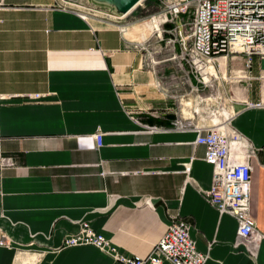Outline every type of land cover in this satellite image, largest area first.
I'll list each match as a JSON object with an SVG mask.
<instances>
[{"label": "crops", "instance_id": "crops-1", "mask_svg": "<svg viewBox=\"0 0 264 264\" xmlns=\"http://www.w3.org/2000/svg\"><path fill=\"white\" fill-rule=\"evenodd\" d=\"M62 5L0 0V156L12 161L0 166V235L9 245L0 247V264H116L92 246L60 247L80 223L118 254L144 257L177 218L190 225L204 264H264V108L235 102L226 122L255 150L249 216L262 239L247 248L234 219L205 201L211 167L204 149L181 130L189 118L161 97L132 40ZM242 63L229 60L225 75ZM261 69L264 61L251 56L250 77ZM225 87L258 100L255 79Z\"/></svg>", "mask_w": 264, "mask_h": 264}, {"label": "built area", "instance_id": "built-area-1", "mask_svg": "<svg viewBox=\"0 0 264 264\" xmlns=\"http://www.w3.org/2000/svg\"><path fill=\"white\" fill-rule=\"evenodd\" d=\"M156 1L162 7L155 15L149 16L147 22L164 24L167 22L166 15L169 16L168 21L175 20L178 34L174 39L167 40V44L171 43L173 46L176 42L178 46V53L174 54L173 59L177 60L179 65L187 64L190 73L198 76L195 77L196 83L202 87L215 86V92L209 97L202 98L195 88L179 94V98L175 97L176 101L179 100L177 103L180 109L189 118L187 124L181 125V130H189L195 134L192 144L203 147L202 160L211 167L210 187L205 194V201L219 215L227 214L234 219L236 239L249 248L250 244L253 245L262 239L249 216L252 171L249 160L255 156V150L238 132L232 131L237 134L235 135L224 127L235 115L232 111V104L235 102L241 103L244 108H264V69H261L255 78L249 75L251 56L264 61V0ZM58 3L63 4L62 10L84 22L92 18L106 21L121 35L128 27L123 20L130 13L116 15L109 8L90 2L58 0ZM187 14H191L189 34L184 36L182 30L186 24L179 17ZM154 28L157 33L152 34L149 39L146 38L142 42L128 41L129 48L138 57L139 65L145 67L152 75L153 68L158 63L149 57L151 46L163 41L156 25ZM157 53L156 51L153 54ZM237 56L243 59L242 69L227 77L226 64ZM218 59L223 60L222 66ZM252 79L258 82L259 97L255 102L247 101L241 96L236 98L230 89L225 87L233 82L247 84ZM220 85L222 93L218 92ZM158 86L159 83L156 82L155 87ZM30 98L37 99L39 95H32ZM224 111L229 113L228 118H224ZM183 113L181 114L184 115ZM196 118L201 124L192 123ZM92 137L95 148H100L101 134L96 132ZM247 150L250 152L247 153ZM0 166H12V161L0 156ZM185 171H188V167ZM190 228L181 218L171 219L165 232L144 257H126L118 254L106 239L93 232L86 223L78 224L75 233L63 236L60 247L92 246L108 252L116 264H162L163 261L169 264H204L206 254L195 250L189 237ZM8 246L4 235H0V247Z\"/></svg>", "mask_w": 264, "mask_h": 264}, {"label": "rangeland", "instance_id": "rangeland-1", "mask_svg": "<svg viewBox=\"0 0 264 264\" xmlns=\"http://www.w3.org/2000/svg\"><path fill=\"white\" fill-rule=\"evenodd\" d=\"M75 1L78 3H85L84 0ZM87 2L89 3V1ZM161 7L162 6L159 5L156 0H144L140 3V5L131 11L130 14H128L123 20L129 27L125 30L124 35L132 41L142 42L145 41L146 38L149 39L152 34L157 33L154 28L155 25L159 29L158 32L162 35L163 41L151 46V53L149 57H152L153 60L158 63L155 65V68H153V76L155 78V83H159L158 89L161 92V97L165 96V98L176 101V96L179 98V94L189 92L190 89L194 88L197 89V94H199L202 98L209 97L211 93L215 92V86L213 85L211 88L202 87L201 84L196 83V78H198V76L190 73L187 64L179 65L177 60L173 59L174 54L178 53V46L176 42L173 46L171 43L167 44V40L174 39V36H177L178 34V31L175 29V20L173 22L168 21L169 16L166 15L167 22L164 24H160L161 22H156L155 24L147 22V18L159 12ZM190 17L191 14L179 17L180 20L182 19L186 24L182 30V34L184 36L189 34ZM131 26L132 28H130ZM188 43L189 41H187V44ZM156 51L158 53L153 54ZM218 92L222 93L221 85L218 87ZM249 152L250 150H247V153Z\"/></svg>", "mask_w": 264, "mask_h": 264}, {"label": "water", "instance_id": "water-1", "mask_svg": "<svg viewBox=\"0 0 264 264\" xmlns=\"http://www.w3.org/2000/svg\"><path fill=\"white\" fill-rule=\"evenodd\" d=\"M94 5L109 8L116 15H126L134 10L144 0H88Z\"/></svg>", "mask_w": 264, "mask_h": 264}, {"label": "bare ground", "instance_id": "bare-ground-1", "mask_svg": "<svg viewBox=\"0 0 264 264\" xmlns=\"http://www.w3.org/2000/svg\"><path fill=\"white\" fill-rule=\"evenodd\" d=\"M142 3V2H141ZM138 5H140V3L138 4ZM137 5V6H138ZM218 61H219V64L222 66L223 65V60L222 59H218ZM224 66H225V64H224ZM226 112L227 111H224L223 112V116H224V118H228L227 117V114H226ZM224 129H226V126L224 127ZM228 129V128H227ZM229 130V129H228ZM97 249V248H96ZM99 250V249H98ZM99 251H101V252H103V253H107L109 256H111L108 252H105V251H102V250H99ZM112 257V256H111ZM27 264H30V263H27Z\"/></svg>", "mask_w": 264, "mask_h": 264}]
</instances>
